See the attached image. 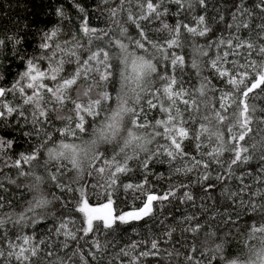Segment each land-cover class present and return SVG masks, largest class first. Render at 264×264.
<instances>
[{"label":"trees","instance_id":"16d2710c","mask_svg":"<svg viewBox=\"0 0 264 264\" xmlns=\"http://www.w3.org/2000/svg\"><path fill=\"white\" fill-rule=\"evenodd\" d=\"M152 2L155 4L158 0H152ZM225 2L230 3L231 0H225ZM98 3L99 0H0V40L3 41L0 44V88L8 90L3 100L17 109L12 115L0 118V135L13 140L12 148L0 149V184L3 185L0 188V197H2L0 204L5 209L19 207L28 198L27 193L17 185L22 181V176L19 175V172L21 170L27 172L30 166L21 161V168L17 169L14 166V162L20 159L22 152L25 155L30 154L26 147L31 149V141L37 138L26 135V131L31 127V125L24 123L25 116L28 115L27 112H24L25 116L23 117L18 114L19 111H23L20 108L23 103L22 97L31 94V90L27 89L26 83L24 85L25 90L21 93L19 82L22 80L23 73L27 71L28 60H36L37 69L44 70L41 59V53L44 49L40 45L44 42L45 34L51 35L52 32H55L56 35L52 36L53 38L60 36L61 38H68L74 34L72 29L87 33L89 28L101 29L108 24L118 32L120 26L123 25L125 28L130 29L123 39L135 43L138 40V44L143 48L145 46L143 42L155 43L165 39V33L162 31L165 23L175 28L181 42L178 45L174 44L169 47V42L175 40L176 37H172L168 41L166 53L169 59L163 60L159 64L158 72L159 75L176 78L177 84L173 85L172 88L174 94L179 92L181 87L184 91L182 95L174 96L175 104H172L167 96L163 94V82L157 78L153 87V93L157 94V99H154L157 107L148 108L146 99L153 97L151 94L147 95L138 108V112L141 108H143V112L137 117V121L138 124L150 125L157 120H167L168 115L171 114L174 117L175 127H184L186 129L187 136L183 140L178 138V142L181 143L186 156L183 162L177 160L170 165L163 154V149L168 147L171 150V140L165 134V128H173V123L168 125L161 124L157 127L160 135L157 136L154 147L156 152H160V159H164L165 163L151 167L150 172L152 174L148 176V180L149 185L153 189L152 194L156 195H162L170 186L189 185V188L179 189L177 197L182 196L184 191H191L194 201L181 203L177 198L164 208L156 207L154 202L156 219L144 218L141 221H132L129 224L117 223L116 230L113 232L105 233L100 231L95 235L89 233L87 237L81 239L84 236L81 229L86 226V222L84 214L75 211V200L79 198V193H64L53 183L51 191L60 197L57 204L58 211H56L55 215L40 220L39 225L35 227L30 224L23 227L11 223L5 224L4 228L0 229V236H3L5 231H7V239L0 241V247L7 251L9 240L13 243L22 244V241H17V236L31 237L30 244L24 247H38L39 251L36 256H30V259L24 264H83L80 261V256L84 257L87 264H207V258L205 255H201L200 237L202 235L209 237L220 232L228 233L236 228L247 226L249 222L261 214L253 212L248 207V204L264 205V183H261L260 179L254 180L245 177L244 183L249 185V187L243 192L240 191L239 181L235 179L226 178L223 183L206 181L203 186L196 183L198 177L205 173V169L202 167L205 162L209 163L207 171H210L213 176L217 172L224 174V169L218 168L214 162L209 160L208 153L212 152L214 148L223 144L226 150L228 145L236 143L241 147H245L250 146L252 143H259L264 139V111H261V109H264V99L251 98L248 102L254 104L257 110L252 113L251 121L248 125L249 131L245 133V141L247 143L233 139L234 136L238 137L239 134L244 133V130L232 119V100L243 99V97H238L236 89L229 86L222 78H216L214 70L211 68V60L218 55H222V52L227 50V47L225 45L221 49H217L215 46L209 48V41L215 42L217 37H227L235 33L234 28L227 29L224 27V24L231 21L230 12L229 10L224 11V24L214 25L212 34L200 37L189 33L184 27V25H187L199 30L200 25L196 23V18L200 15H205L206 21L208 20V14L204 13L198 4H195L194 10L189 12L181 10L178 5L169 2L165 5L168 8L167 14L163 15L159 20L155 17L143 20L142 17L147 14L146 0H108L104 8L115 7L116 5L120 7L119 22H117L115 17L105 21L104 13L98 10ZM254 3L255 0H247L246 6H251ZM77 4L84 7L85 11L83 13L76 7ZM209 8L211 9V5H209ZM57 9L62 10V16L57 15ZM160 11H163V7ZM129 16L132 17L131 20L128 19ZM136 22L140 24V29L136 28ZM178 22L181 25L179 30L176 28ZM260 22L253 19L252 25L254 26ZM141 30H143L144 39H141L139 35ZM238 35L242 41L246 42H251L255 39V35L250 37L249 32L243 29ZM17 39L20 41L19 44L15 43ZM47 42L50 43V41ZM256 42L260 46H264V35H261ZM233 44H235V40ZM173 56L183 57L181 68H173L170 63ZM227 60L228 63H221L220 66L230 69L231 61L233 60L238 64H247L255 60L257 67L264 65V57L256 53L246 54L243 49L240 50L239 56L230 55ZM194 63L196 67H193ZM68 67L71 68L72 66L69 65ZM261 70L264 71V69ZM248 73L246 84L248 81L255 82L252 80L253 75H257V78H259L258 74L252 73L251 68L248 69ZM203 77L212 79L218 89L215 94L208 92L201 95L199 89ZM240 87L243 88L244 86L241 85ZM157 89H159V92ZM221 92L232 93V96L228 97L226 101L229 105L226 114L225 111L220 109L219 97ZM253 93H259V89H254ZM161 107L167 108L168 112H162L160 110ZM213 110L226 115V119L217 121L215 119L216 113ZM5 119L8 121L7 125H4ZM44 123L54 138L61 134L57 131L59 126L55 125L54 122H48L44 118ZM209 128L212 129L211 135L208 132ZM172 135H175L174 130ZM197 145H199V148H197ZM146 157L142 156L140 159ZM105 158L111 159V153L109 152ZM230 158L231 154L225 151L222 157L225 161V168L226 162ZM37 159L42 161V155L37 157ZM197 160L201 162V166L194 168L192 172L185 174L172 171L176 167H191ZM100 166L102 164L98 162L97 168ZM255 166V162H253V165L245 170H252L255 175ZM128 167L131 171L118 174L116 185L111 189H107L108 178L98 180L95 175H86L84 180L78 184H73V187L84 188L85 198L91 208L106 204L107 199L104 193L106 190H110L113 200V216L126 211L138 210L143 206L145 197L134 199L132 190L126 192L123 186L129 183H141L144 180V173L139 168V160L128 161ZM51 170L54 173L57 172L55 167ZM61 171L63 175L59 182L68 183L70 173H67L64 169H61ZM112 171H114V168ZM57 174L59 175V173ZM237 175H239V170ZM261 179H264V177H261ZM208 183L216 185L211 192L214 199L201 200L200 197L206 195L203 188ZM225 187L229 191L238 193L235 198L236 203H239L240 198L246 201L245 209L242 210L241 215L239 217L232 215V223L228 224L221 221L228 219L226 214L229 211L228 206L231 205V208L234 209L235 205L221 196V191ZM135 195L140 194L135 193ZM201 205L206 206L208 211H203ZM214 206L216 212L225 213V215L223 217L214 215ZM189 216L193 217L190 221L186 219ZM64 220L68 221L66 230L75 233L76 240L66 239L64 235H55V228ZM198 224L200 227L196 232L185 230L194 228ZM169 232H171L170 237L168 236ZM45 239H47V243L41 244L40 242ZM94 239L99 244V247L93 244ZM85 240H87V243H85ZM152 240L157 243L156 249L151 248ZM65 242L68 244L67 248L63 247ZM121 249L127 255H120ZM73 252L77 253V255L73 256ZM142 252H148L149 255L141 256L140 253ZM68 256L72 257L71 261L67 260ZM0 264H4L3 257H0ZM9 264H19V262L12 259Z\"/></svg>","mask_w":264,"mask_h":264},{"label":"clouds","instance_id":"9594fccd","mask_svg":"<svg viewBox=\"0 0 264 264\" xmlns=\"http://www.w3.org/2000/svg\"><path fill=\"white\" fill-rule=\"evenodd\" d=\"M107 3L99 0L98 10L104 13L105 21L115 17L119 22V5L104 8ZM129 31L121 25L117 32L106 24L101 29L89 28L87 33L72 29L74 34L68 38L51 37L48 47L42 48L44 70H36L43 75L35 80L22 77L20 87L24 89L26 83L31 90L20 105L28 114L24 123L31 125L26 135L37 138L26 150L30 154L36 151L37 157L42 155V161H29V170L17 185L28 198L19 207L0 206V221L23 227L29 221L55 215L60 197L51 191L56 183L51 179L53 167L70 173L69 184H78L86 175H95L98 180L109 177L107 167L103 173L97 170L98 162L109 152L121 163L156 152L154 144L160 135L157 127L162 123L136 124L135 114L142 100L153 93L168 41L172 37H176L177 45L181 41L167 23L162 28L165 39L142 41L143 48L123 39ZM81 117L82 129L76 127ZM44 118L58 125L57 131H66L54 138ZM208 132L211 135L212 129ZM12 144V139L0 135V149H10ZM253 212L261 214L247 226L200 237L207 264H264V209Z\"/></svg>","mask_w":264,"mask_h":264},{"label":"snow or ice","instance_id":"6c2138e0","mask_svg":"<svg viewBox=\"0 0 264 264\" xmlns=\"http://www.w3.org/2000/svg\"><path fill=\"white\" fill-rule=\"evenodd\" d=\"M147 2V14L142 17L143 20H149L152 17H155L156 19H160L163 15L167 14L168 8L165 7V5L169 2L175 3L179 6L181 10L185 11H193L194 5L198 4L199 7L203 10L204 13L208 14V20L206 21L205 15H200L198 18H196V23L200 25L199 30L195 27H188L187 25H184V27L187 29L189 33H192L194 35H198L200 37H206L209 36V34H212L214 31V25H220L224 24L225 16L224 11L229 10L231 21L227 24H224V27L227 29H235V33L230 34L227 37L220 36L217 37L215 42L209 41L208 47L211 48L215 46L217 49H221L222 46L227 47V50L222 52V55H218L215 59L211 60V68L214 70V76L216 78H222L226 83L231 86L232 88L236 89L237 96L243 97V99H233L232 100V106H233V115L232 119L236 121V123L239 125L241 129L244 130V133H241L237 136H234V140L238 141H245V133L249 131L248 125L251 121L252 113H254L257 109L254 104H250L248 101L249 99H264V71L261 69H264V65H260L259 67L256 66V61L252 60L248 62L247 64H238L235 60L231 61V68H223L220 66L221 63H228L227 58L230 55H240V50L243 49L246 54H253L256 53L261 57H264V46H260L256 41L259 40L261 35H264V0H255V3L251 6H246L247 0H231L230 3L225 2V0H158L157 3H153L152 0H146ZM209 5H211V9L209 8ZM142 6V5H141ZM76 7L79 9L81 13L85 11L84 7L77 4ZM163 7V11H160V9ZM57 15L62 16V10L57 9ZM217 16L219 17L217 19ZM129 20L132 19L131 16L128 17ZM253 19L261 21L260 23H256L254 26L252 25ZM180 23L178 22L176 25L177 30L180 29ZM136 28L140 29L141 26L138 22H136ZM247 30L249 32V36L255 35V39L251 42L242 41L238 33L241 30ZM56 33L52 32L51 35L45 34L44 42L41 43V48H47L48 47V39H50L52 36H55ZM139 35L141 39H144L143 36V30L139 31ZM235 40V44H233V41ZM3 41L0 40V44H2ZM16 44H19L20 41L17 39L15 41ZM137 43L139 41L137 40ZM176 43L175 40H172L169 42V47L174 45ZM169 56L166 53L164 56V60H168ZM35 61V62H34ZM171 65L173 68H181L183 64V57L180 56H173L170 60ZM193 67H196V64H193ZM251 68L252 73L258 74L259 78H257V75L252 76V81H248L246 84L245 81L247 80V77L249 75L248 69ZM37 64L36 60H28L27 61V71L23 73L24 76H29L31 80H35L37 76H42L43 72L37 73ZM35 72V74H33ZM238 77V78H237ZM158 79L163 82V94L167 96V98L172 102V104H175V95H182L183 94V88L181 87L179 92H176L175 94L172 91L173 85L177 84V80L175 77H169L167 75H159ZM250 84V86H249ZM243 85L244 87L241 88L240 86ZM28 87H31V84L28 85ZM254 89H259V93H253ZM7 89L0 88V118H4L7 116H10L13 114V112H16L17 109L10 106L8 103H6L3 100V97L7 93ZM159 92V89H157ZM201 95H204L205 93L211 92L215 94L218 89L216 88L215 84L212 82V79L208 77L202 78V83L200 85L199 89ZM20 92L23 93L24 89L20 88ZM153 98L146 99V103L149 109L156 108L157 103H154V99H157L155 93H150ZM232 96L231 92H221V96L219 97L220 101V109L226 111L229 108V105L226 103L228 97ZM206 99V96H205ZM187 103V101H185ZM162 112L167 113L168 109L161 107L160 109ZM261 111H264V109H261ZM143 112V108L140 109L139 112H137L136 119L134 120V123L138 124L137 117L141 115ZM213 112L216 113L215 119L217 121H224L226 119V115H222L220 112H216L213 110ZM18 114L20 116H25L23 111H19ZM243 118V119H241ZM81 123H77L76 127L82 129L84 127V117H81ZM158 124L162 123L165 125H168L169 123H173V128H165V134L169 136V139L171 140V150H169L168 147L163 149V154L167 158V162L171 165L173 161L180 160L183 162L186 154L183 151L181 147V143L178 142L179 140H183L187 136L186 129L184 127H175L174 124V117L169 114L167 120H157ZM173 130L175 131V135H172ZM60 133H63L66 131V129H59ZM247 143V141H245ZM197 148H199V145H197ZM227 151L231 154V158L226 162V168H225V161L222 159L224 152ZM209 160L214 162L218 168L224 169V174H220L217 172L215 176L212 175L210 171H207L209 169V163L205 162L203 163L202 167L205 169V173L198 177L196 183L200 184L201 186L204 185L206 181H216L218 183H223L225 179H235L239 181L240 183V191L243 192L246 189H248L249 185L244 183L245 177L252 178L254 180L260 179L261 183H264V179H261V177H264V139H262L259 143H252L250 146L241 147L236 144H230L227 146V149L225 150V146L221 144L217 148H214L212 152L208 153ZM37 158V152L33 151L30 155H25L21 153L20 159L16 160L14 162V166L17 169L21 168V161H23L24 164H28L29 161L34 160ZM194 159V158H193ZM102 166L98 167L97 170L100 173H103L105 171V168L107 167L109 172L108 177V184L107 189H111L116 185V180L118 179V174L122 173H128L131 171V169L128 167V162L124 161L123 163L119 162L115 158H105L102 157L100 160ZM253 162H255V175L252 170H245L248 169L249 166L253 165ZM165 160L160 159V152H155L154 154L147 156L144 159L139 160V168L144 173V180L139 184H125L123 187L125 191L132 190L134 194V199H141V197H145L143 200V206L140 207L138 210L133 211H126L122 212L118 215L113 216L112 215V192L110 190H106L104 195L107 199V203L101 205L102 209H106V212H101V208H91L88 204V200L85 198L86 193L83 187L74 188L73 184L69 183H61L60 178L63 175V172L61 169H57V172L54 173L51 176V179L53 181H56V187L59 188L64 193H79V198L75 200V211H78L79 213H83L85 217L86 226L81 229L84 236L81 237L83 239L84 237H87L89 233H93L94 235L96 233H99L100 231H104L105 233L113 232L116 230L117 223L119 224H129L132 221H141L144 218L149 219H156V212H154V202L156 207L158 208H164L167 207V204H170L172 200L179 199L181 203H187L190 201H194V197L191 191H184L183 195L180 197H177V191L179 189L189 188V185H179L177 186H170L167 191H165L162 195H156L152 194L153 189L149 185L148 176L152 173L150 172L151 167H153L156 164H164ZM201 162L195 161L191 167H176L173 168L172 171L176 173L183 172L185 174L192 172L194 168L200 167ZM114 168V171L112 169ZM239 170V175H237V171ZM59 173V175L57 174ZM19 175L23 176L25 175L24 171H20ZM159 178V177H158ZM15 183V181H13ZM147 186V187H146ZM3 185L0 184V188H2ZM216 187L213 183H208L206 187L203 188V191L206 193V195L200 197L201 200H211L214 199V197L211 195L212 190H214ZM135 193H139L140 195H135ZM221 196L225 198V200H230L232 204L235 205V208H231V205H229V211L226 213L228 216V219L222 220V223L228 224L232 223L231 216L235 215L239 217L242 213V210L245 209L246 201L243 198H240L239 203H236L235 198L238 196V193L236 191H229L227 187H225L221 191ZM171 198V199H170ZM2 199V197H0ZM167 202V203H166ZM0 206H3L0 204ZM64 207V205H62ZM248 207L251 208L252 211L259 209H264V205L261 204H255V203H249ZM201 208L203 211L207 212L208 208L206 206L201 205ZM71 211V210H69ZM214 215L223 217L225 213H220L215 211V206L213 207ZM187 220H192L193 217L189 216L186 217ZM94 222H96L94 224ZM40 220H32L29 221V224L32 227H35L39 225ZM4 221H0V229H3L5 226ZM67 224L68 221L64 220L57 226L54 230L56 236L64 235L65 238H71L72 240H76L77 237L75 233L71 231H67ZM200 225L198 224L194 228L185 229L186 231H192L196 232L199 229ZM168 236H171V232L168 233ZM7 239V231H5L3 236H0V241H3ZM31 237L29 236H17V241H22V244L13 243L11 240L8 241L7 245V251L0 247V257L4 258V264H9V262L12 259H15L19 262V264H24V262H27L30 259V256L34 257L38 254L39 248L38 247H30L26 248L25 245H29L31 241ZM41 244H46L47 239L42 240L40 242ZM85 243H87V240H85ZM93 244L96 245V247H99V244L94 239ZM63 247L67 248L68 244L65 242L63 244ZM135 247V245H133ZM151 248L156 249L157 243L155 240H152L151 242ZM28 253V254H26ZM77 255V253L73 252L72 254ZM120 255H127V253L121 249ZM141 256H148V252H142L140 253ZM204 255L203 253L201 254ZM95 258V257H93ZM72 257L68 256L67 260L71 261ZM190 259V258H189ZM214 259V258H212ZM80 261L83 262V264H87V261L84 259L83 256H80Z\"/></svg>","mask_w":264,"mask_h":264},{"label":"rangeland","instance_id":"374dc122","mask_svg":"<svg viewBox=\"0 0 264 264\" xmlns=\"http://www.w3.org/2000/svg\"><path fill=\"white\" fill-rule=\"evenodd\" d=\"M92 208H101V206H96V207H92ZM106 211H107L106 209L101 208V212H106Z\"/></svg>","mask_w":264,"mask_h":264},{"label":"bare ground","instance_id":"6f19581e","mask_svg":"<svg viewBox=\"0 0 264 264\" xmlns=\"http://www.w3.org/2000/svg\"><path fill=\"white\" fill-rule=\"evenodd\" d=\"M202 12V11H201ZM153 21V20H152ZM156 23V22H155ZM157 24V23H156ZM154 25V24H153ZM155 26V25H154ZM161 34V33H160ZM186 53V52H185ZM43 70V69H42ZM179 70V69H178ZM161 72V71H160ZM160 74H162V73H160ZM168 74V73H167ZM177 74V73H176ZM158 86V85H157ZM193 90V89H192ZM161 93V92H160ZM160 93H159V95H160ZM157 95V94H156ZM154 118V117H153ZM197 122V121H196ZM163 137V136H162Z\"/></svg>","mask_w":264,"mask_h":264}]
</instances>
